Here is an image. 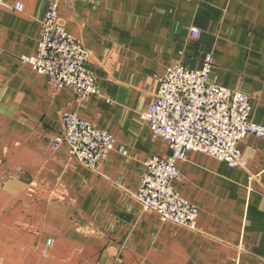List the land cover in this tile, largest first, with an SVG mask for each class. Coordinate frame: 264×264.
Returning a JSON list of instances; mask_svg holds the SVG:
<instances>
[{
    "label": "crops",
    "instance_id": "0c3cea01",
    "mask_svg": "<svg viewBox=\"0 0 264 264\" xmlns=\"http://www.w3.org/2000/svg\"><path fill=\"white\" fill-rule=\"evenodd\" d=\"M50 1L0 0V264H264V138L239 142L245 167L195 150L176 162L196 229L133 196L145 159L170 152L140 116L168 66L199 68L211 51L209 80L244 92L264 125V0H61L100 91L83 98L20 58L36 53ZM64 111L112 135L96 169L53 147Z\"/></svg>",
    "mask_w": 264,
    "mask_h": 264
},
{
    "label": "built area",
    "instance_id": "2783aa9c",
    "mask_svg": "<svg viewBox=\"0 0 264 264\" xmlns=\"http://www.w3.org/2000/svg\"><path fill=\"white\" fill-rule=\"evenodd\" d=\"M61 0H51L40 25V37L34 55L21 56L37 73L48 77L53 89L69 87L79 98L99 94L94 73L87 68L90 51L69 33L58 16ZM75 1L63 0L68 7ZM17 9L22 5L17 3ZM190 37L201 30L190 26ZM212 53L204 54L201 66L191 69L182 63L168 66L158 79V87L148 108L140 113L154 135L162 137L170 150L167 155H151L144 161L145 171L133 193L143 211L155 212L162 221L196 229L197 208L172 186L179 177L176 166L188 151L205 153L227 165L246 166L238 144L245 135L264 138V125L249 117L248 96L237 89L209 80ZM62 131L52 138L57 148L65 144L80 163L96 169L114 148V139L106 130L73 112L61 114ZM124 153L123 147L117 149Z\"/></svg>",
    "mask_w": 264,
    "mask_h": 264
},
{
    "label": "trees",
    "instance_id": "16d2710c",
    "mask_svg": "<svg viewBox=\"0 0 264 264\" xmlns=\"http://www.w3.org/2000/svg\"><path fill=\"white\" fill-rule=\"evenodd\" d=\"M66 88V87H65ZM67 88H69V87H67ZM71 89V88H70ZM74 91V90H73ZM75 92V91H74ZM67 146V145H66ZM68 150H69V148H68ZM73 156V155H72ZM139 203V202H138ZM140 205V204H139Z\"/></svg>",
    "mask_w": 264,
    "mask_h": 264
}]
</instances>
